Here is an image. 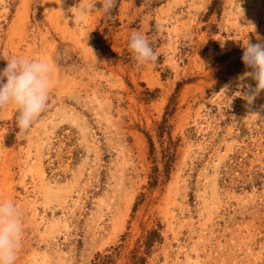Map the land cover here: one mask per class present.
Wrapping results in <instances>:
<instances>
[{
  "label": "rangeland",
  "instance_id": "1",
  "mask_svg": "<svg viewBox=\"0 0 264 264\" xmlns=\"http://www.w3.org/2000/svg\"><path fill=\"white\" fill-rule=\"evenodd\" d=\"M84 2L0 0V53L52 65L46 110L10 145L15 109L0 108V199L23 210L16 264H91L123 235L125 255L157 223L147 264H264V89L246 100L256 82L236 64L264 40V0H119L110 20L96 8L74 23ZM132 31L154 64L137 65ZM170 103L175 158L150 187L147 136L158 153Z\"/></svg>",
  "mask_w": 264,
  "mask_h": 264
},
{
  "label": "clouds",
  "instance_id": "2",
  "mask_svg": "<svg viewBox=\"0 0 264 264\" xmlns=\"http://www.w3.org/2000/svg\"><path fill=\"white\" fill-rule=\"evenodd\" d=\"M117 4L118 0H85L76 4L74 11L73 6L68 11L70 19L79 24L96 8L111 16ZM127 48L138 66L154 64L158 58L149 38L139 31L128 34ZM0 59L6 61L0 68V108L12 105L17 127L21 132L27 131L47 108L52 65L45 58L21 54L0 53ZM241 60L250 69L243 76H250L256 82L251 94L243 93L244 98L251 101L257 92L264 89V40L256 43L247 40L243 44ZM22 216L23 210L15 200L0 199V264H16L22 246Z\"/></svg>",
  "mask_w": 264,
  "mask_h": 264
},
{
  "label": "trees",
  "instance_id": "3",
  "mask_svg": "<svg viewBox=\"0 0 264 264\" xmlns=\"http://www.w3.org/2000/svg\"><path fill=\"white\" fill-rule=\"evenodd\" d=\"M119 4V0H118ZM113 10L111 16H108L103 13L102 20H110V18L116 14L117 12V7ZM106 31L103 29V32L101 34H97V39L96 43L100 45V47L104 48V42L105 40L102 39L103 33ZM240 55L237 59V65L245 67L246 65L242 62ZM180 82L177 83L176 85V91H178L180 87ZM171 100H174V96L171 98ZM172 102V101H171ZM174 111V104L170 103L166 107L165 112L163 113L161 121L157 124L156 127V136L159 140V151L157 153L154 142L151 138V136L148 137L149 141V146H150V156H151V161L153 163L150 172L148 174V185L150 187H153L157 184L159 177L161 175L163 176H168L173 162H174V155H175V146H176V141H173L171 139V126L169 124V118L171 114ZM10 130H12V133H9L5 139V145H10L12 143V140L14 138L15 132L19 129L16 125L15 122V114L13 116V121L11 126L9 127ZM142 196V194H141ZM140 202L137 201L134 204L133 211H135L137 205ZM161 226L159 223L156 224L155 227H152L146 231V233L142 236L141 240L139 239L137 241V244H135V247L131 249L127 254H123L125 250V237L126 235H123L121 237V242L116 245H112L108 248H106L102 252H97L92 261L91 264H117V261L121 259L122 257L125 260L124 264H147V259L149 255L152 252V249L155 245L160 243L162 241V236L160 233Z\"/></svg>",
  "mask_w": 264,
  "mask_h": 264
}]
</instances>
